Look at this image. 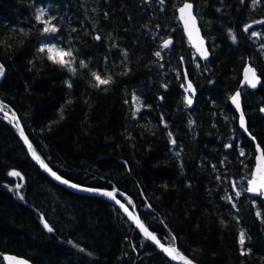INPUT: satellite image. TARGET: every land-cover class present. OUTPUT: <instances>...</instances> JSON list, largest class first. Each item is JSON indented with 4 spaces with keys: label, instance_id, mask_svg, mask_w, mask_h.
<instances>
[{
    "label": "trees",
    "instance_id": "obj_1",
    "mask_svg": "<svg viewBox=\"0 0 264 264\" xmlns=\"http://www.w3.org/2000/svg\"><path fill=\"white\" fill-rule=\"evenodd\" d=\"M184 1L0 0L2 107L45 163L114 190L164 244L198 264H264V198L245 190L255 142L230 103L252 65L261 84L241 94L264 149V0H190L209 39L206 61L179 23ZM40 10L55 33L37 22ZM48 43L72 50L75 72L39 51ZM93 72L110 83L96 87ZM6 253L34 264H178L115 204L53 180L0 118V264Z\"/></svg>",
    "mask_w": 264,
    "mask_h": 264
},
{
    "label": "water",
    "instance_id": "obj_2",
    "mask_svg": "<svg viewBox=\"0 0 264 264\" xmlns=\"http://www.w3.org/2000/svg\"><path fill=\"white\" fill-rule=\"evenodd\" d=\"M185 4H191L192 5V9H191V15L194 18V25H189V30H191L192 32V38H189V30H186L185 28V23L183 20L180 19V9L182 7H184ZM177 13H178V19L179 22L184 30V33L186 35V38L188 39L192 49L194 50L196 56L198 58H200L203 61H206L208 59L211 58L212 55V51L209 45V39L206 37V35L204 34V31L202 29V25L200 22V18L197 14V10H196V5L193 1L190 0H186L184 1L177 9ZM197 32H198V36H197ZM203 41V45L200 46L199 42ZM198 46L200 47V50L198 51ZM206 50L207 55L203 56L201 55V51ZM0 66H2V70H3V74L0 75V84L7 72L6 67L4 66V64L2 63V61L0 60ZM248 69H252L255 72V80H256V86L254 88H257L260 86L261 84V79L258 75V73L256 72L255 68L248 64L244 70H243V78L242 81L240 83L239 88L233 93V95L230 97V103L232 105V107L237 111L238 115H239V126L240 129L246 133V135L253 139L255 142V164L253 167V171L256 168L257 165V157L260 155V153L257 151V146L259 145V147L261 149H263V147L260 145V143L257 141V139L253 136V134L250 132L249 128H248V120L246 117V114L244 112V106H243V98H242V94H241V89H243V87L245 85H251L250 83H248L249 79H253L251 73H249L247 70ZM186 84H187V93H186V102L188 99H191L192 103L189 104L191 106H193L195 104V99L192 96V93H195L196 88L194 86V83L192 82V80H190L189 77H186ZM189 84L191 85V88H189ZM252 86V85H251ZM253 87V86H252ZM237 93H239V108H237L236 104L233 103L232 101V97L235 96ZM188 104V103H187ZM241 114H243V118H244V127H241ZM262 114L264 115V108L262 109ZM0 118L3 119L4 121H6L7 123H9L14 130L16 131V133L18 134V136L20 137V139L22 140V142L24 143V145L26 146L30 156L32 157V159L36 162V164L43 169V171L45 173H47L53 180H55L57 183H59L60 185L66 187L67 189L79 193V194H85V195H91V196H97V197H101L103 199H106L110 202H112L113 204H115L117 207H119L126 215L127 217L131 220V222L135 225V227L144 235V237L146 238L144 232L141 230L140 227H138L137 223L135 222L134 219H132V217H130L129 213L132 214V216H135L139 219L140 223L143 224L144 228H146L148 230V232H150L152 235H154L156 237V240H152L149 238H146L148 241H150L156 248H158L162 253H164L167 257H169L172 261L178 263V264H184V260L180 259V256L185 257L187 260H190L192 262V264H198L197 262H195L194 260H192L191 258H189L188 256L178 252V247L175 246L177 253L179 255H177L176 258H173L172 256H170L167 252L164 251V248L169 247V245L164 244L156 235L153 231H151L147 225L143 222V220L141 219L140 215L138 213H136L133 209H131L122 199H120L119 197L116 196L115 191L114 190H108V189H100V188H95V187H88V186H84L81 184H77L75 182H72L68 179H66L65 177L61 176L58 172H56L52 167H50L47 163H45L40 157V160H37L33 157L32 155V151L29 150L28 144H31L32 146V150L35 151V153L38 155L36 149L33 146L32 141L30 140V138L28 137L22 122L19 119V116L17 114L14 113V111L12 109H5L2 107V98L0 97ZM246 129V130H245ZM21 132L23 133V135H21ZM25 138L27 139L28 143H25ZM43 161V163L45 165H47V168L43 167L41 165V162ZM252 171V173H253ZM52 173H55V176L52 175ZM56 176H59L60 179H56ZM63 181H68V183H64ZM72 185H76L77 187H72ZM105 192H112L115 195V199L104 195L103 193ZM250 195L253 196H257L258 194L255 193H250L248 192ZM264 198V195H262ZM117 201H119V203H117ZM121 204L124 205V208L121 207ZM127 208L128 211L126 212L124 209ZM158 241V243H157ZM163 246V247H161ZM13 258V259H10ZM4 263L5 264H16V261H23L25 262V264H34L33 261H31L29 258L24 257V256H20V255H16V254H12V253H6L3 257Z\"/></svg>",
    "mask_w": 264,
    "mask_h": 264
},
{
    "label": "snow or ice",
    "instance_id": "obj_3",
    "mask_svg": "<svg viewBox=\"0 0 264 264\" xmlns=\"http://www.w3.org/2000/svg\"><path fill=\"white\" fill-rule=\"evenodd\" d=\"M191 9H192V5L191 4H185L184 7H182L179 11H180V19L184 21L185 23V28L186 30H189V25H194L195 21L194 18L191 15ZM45 16V10H40L39 14L36 16V20L37 22H40L42 24H44V32L45 33H55L57 31V28L55 25L52 24V19L54 18H49V19H44ZM197 36H198V32H197ZM189 38H192V32L191 30H189ZM97 39H99V37H97ZM171 41H166L165 42V47L168 46V44H170ZM200 46L203 45V41L201 40L199 42ZM200 50V47L198 46V51ZM40 52H47L48 53V59L50 61H52L53 63L59 64L62 67H67L69 69V71L75 72L76 69L73 67V64L75 63V57L73 56V52L71 49L65 50L64 48H59L56 45H52V46H43L39 49ZM157 55H159V53H157ZM201 55L206 56L207 52L206 50L201 51ZM80 67L81 68H85L87 67V65L81 61L80 62ZM249 73H251L253 79H249L248 83H250L253 87L256 86V80H255V72L252 69H248L247 70ZM3 74V70H2V66H0V75ZM93 78L96 81V87H99L101 85H107L110 83L111 78H107V79H103L101 78V76L96 73L93 72L92 73ZM69 87H71V85L69 84ZM189 88H191V85L189 84ZM134 100H136V103L139 104V99L134 97ZM232 101L234 104H236L237 108H239V93H237L235 96L232 97ZM188 104H191L192 101L191 99L187 100ZM137 111H139V107H137L136 109ZM241 127H244V118H243V114H241ZM246 130V129H245ZM21 135H23V133L21 132ZM25 143L27 142V139L25 138ZM174 143V141H173ZM29 150L32 151V155L35 159L40 160L39 156H37V154L35 153L34 150H32V146L31 144H28ZM257 151L260 153V155L257 157V165L255 170L253 171L251 178L248 180V187L245 189L247 192L250 193H255L258 195H264V149H261L259 147V145L257 146ZM241 155H243V150H241ZM41 165L45 168H47V165H45L43 163V161H40ZM11 175L14 176H18L19 173L13 172L10 173ZM53 176H55V173H52ZM56 179H60L59 176H56ZM64 183H68V181H63ZM72 187H77L76 185H72ZM106 196H109L113 199H115V195L112 192H105L103 193ZM237 195H239V193H237ZM117 203H119V201H117ZM130 203V201H129ZM121 207L124 208V205L121 204ZM126 212L128 211L127 208L124 209ZM130 217H132V219L135 220V222L137 223L138 227L141 228V230L144 232L146 238L152 239V240H156V237L154 235H152L150 232H148V230L146 228H144L143 224L140 223L139 219L135 216H132L131 213H129ZM259 215V214H258ZM44 227L48 229V231H52V228L48 226L47 223L44 224ZM173 239H175L173 237ZM245 241V233L242 231L240 233V244L241 246H243ZM158 243V241H157ZM163 247V246H161ZM164 251L167 252L170 256H172L173 258H176L177 255H179L177 253V250L174 246L170 245L167 248H164ZM180 259L184 260V264H192V262L190 260H187L185 257L180 256ZM13 259V258H10ZM16 264H25V262L23 261H16Z\"/></svg>",
    "mask_w": 264,
    "mask_h": 264
},
{
    "label": "rangeland",
    "instance_id": "obj_4",
    "mask_svg": "<svg viewBox=\"0 0 264 264\" xmlns=\"http://www.w3.org/2000/svg\"><path fill=\"white\" fill-rule=\"evenodd\" d=\"M45 45H47V46H52V45H55V44H52V43H48V44H44V46ZM57 46V45H56ZM58 47V46H57ZM194 95V94H193ZM135 107H136V109H137V107H139V109L141 108V102H139V104H137L136 102H135Z\"/></svg>",
    "mask_w": 264,
    "mask_h": 264
}]
</instances>
